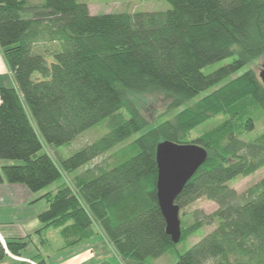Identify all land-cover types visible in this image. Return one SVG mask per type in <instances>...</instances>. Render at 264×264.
<instances>
[{
	"label": "trees",
	"instance_id": "obj_1",
	"mask_svg": "<svg viewBox=\"0 0 264 264\" xmlns=\"http://www.w3.org/2000/svg\"><path fill=\"white\" fill-rule=\"evenodd\" d=\"M166 1V11L92 15L79 0H0V55L16 82L0 87V159L20 161L0 166V182L35 192L125 143L113 163L89 167L41 196L48 206L35 233L45 245L46 230L57 228L62 250L96 236V221L122 259L147 264L175 245L157 203L156 145L195 143L207 159L175 203L181 211L205 198L217 209L195 210L190 222L181 212L180 241L215 226L174 264H264V177L241 193L227 184L264 167V131L251 141L236 135L264 119V85L252 68L220 84L264 55V0ZM214 86L155 126L126 98L128 91L162 90L178 103ZM220 114L222 122L187 140ZM104 120L106 133L59 163L39 153L43 141L68 144ZM31 241L4 239L11 255ZM6 256L0 245V262ZM31 259L46 264L40 253Z\"/></svg>",
	"mask_w": 264,
	"mask_h": 264
},
{
	"label": "rangeland",
	"instance_id": "obj_2",
	"mask_svg": "<svg viewBox=\"0 0 264 264\" xmlns=\"http://www.w3.org/2000/svg\"><path fill=\"white\" fill-rule=\"evenodd\" d=\"M36 1V0H34ZM84 2L88 5L89 12L92 15H101V14H109V13H122V12H135V11H166L171 8V5L166 0H79ZM264 55H261L259 58L244 66L238 72L234 73L230 77L224 79L220 84L227 81L228 79L234 78L244 72L247 68H252L256 73L259 71V65L263 62ZM228 62V59L223 61L215 62L211 65H207L206 67L202 68V72L207 74L214 70L215 68L219 67L220 65ZM219 86V85H217ZM217 86L210 87L204 91H201L197 95L187 100L176 102V97L174 94L162 91V90H155L152 92H133L128 91L126 93V98L131 104L139 111V113L145 118L147 121L148 126H155L159 122L164 120L170 119L174 114L179 112L185 107L192 106L195 102L201 99L206 94L210 93L212 90L217 88ZM175 103V104H174ZM173 105L170 109L169 107ZM121 112L128 117V113L123 108ZM225 119V116L222 114L216 115L214 117L208 118L201 124H199L194 129H191L188 132L187 140L191 141L192 139L198 137L199 135L205 133L206 131L210 130L211 128L218 125ZM264 131V119L262 117H258L255 120L253 129L245 130L242 132H237L236 135L239 139L244 141H251L256 139L262 132ZM107 132V127L105 125V120L101 121L97 125L87 129L82 134H80L76 139L68 144H64L61 146H53L49 145L46 142H42V149L39 153H47L49 154L56 163H59L61 159L67 158L76 151L80 150L87 144L92 143L99 137H101L104 133ZM140 132L134 133L127 141H131L136 138ZM125 143L121 144L120 146H116L110 151L98 156L94 160H92L88 165L83 166L71 173H62L63 175L53 182L51 185L38 190V191H30L26 186L22 185L24 189H27L28 193L34 195V202L30 204L32 208L31 211L34 209L35 212H42L47 208V202L44 198H41L46 192L48 191H55L57 187H59L62 183L72 184L73 177L76 174L84 171L89 167H94L95 165H103L106 166L111 164L115 160V153L118 149H120ZM20 161L18 160H5L0 159V166L8 165V164H19ZM264 177V167L260 168L252 175L248 177H235L227 182L228 186L236 190L238 193L246 191L250 186L257 183ZM7 189V188H6ZM11 189V188H10ZM12 190V189H11ZM10 190V191H11ZM8 208H6V214L13 219L16 218V214L20 211L22 207H18L15 203L11 200H8ZM217 209L216 203L206 200L205 198L197 199L192 204L184 207L180 213H184L182 215L183 219L186 222H190L192 218L191 213L195 210H200L204 214H210ZM25 210V208H24ZM31 224L35 225V229L41 225L38 218L36 217L35 220L31 221ZM215 224L211 225H204L200 229L194 231L190 236L183 240H179L180 242L176 243L172 246L168 251H166L163 255L157 258H148L146 259L147 264H174L178 256L186 252L193 244L199 241L203 236L209 233ZM94 230L97 231V234H102V230L97 222H94ZM104 236V235H103ZM43 237V236H42ZM38 237L37 233L32 234V243L29 244L28 249L36 252V247L44 250L47 249L50 252V258H56L61 254V252H57V249L61 243V238L58 233V229L54 227L48 228L45 233V238L47 243L45 245H40V238ZM106 239V238H105ZM107 243H100L94 245V251L97 253L98 262L102 260H107L111 264H137L131 259H122L112 248L111 244L106 239ZM86 242V241H85ZM43 246V247H41ZM63 253V252H62ZM96 259V260H97ZM96 262V263H98ZM95 263V264H96Z\"/></svg>",
	"mask_w": 264,
	"mask_h": 264
},
{
	"label": "crops",
	"instance_id": "obj_3",
	"mask_svg": "<svg viewBox=\"0 0 264 264\" xmlns=\"http://www.w3.org/2000/svg\"><path fill=\"white\" fill-rule=\"evenodd\" d=\"M0 87H16V82L14 80L13 74L1 55ZM34 199V195L28 193L27 189H24L22 185L9 184L5 181L0 182V236L3 239L8 240L23 238L29 235L32 239V234L36 231V226L31 224V221L35 220L37 215L40 213L35 212L34 209L31 211L32 208L30 207V204L34 202ZM8 200H11L18 207H22L18 214H16V218L14 219L13 217L10 218L6 214L5 209L9 207ZM102 242L107 243L105 237L100 233L90 238L86 242L79 243L70 248L58 250L62 245L61 240L59 247L55 249L57 252H61V254L56 258H50L51 255L47 249L41 250L36 247V252H33L28 249V245L24 250L20 252L19 255L11 256L7 254V256L0 262V264H26L18 258L31 259V257L37 253L43 255L46 264H95L99 260L97 259V253H95L93 248L94 245L100 244Z\"/></svg>",
	"mask_w": 264,
	"mask_h": 264
},
{
	"label": "water",
	"instance_id": "obj_4",
	"mask_svg": "<svg viewBox=\"0 0 264 264\" xmlns=\"http://www.w3.org/2000/svg\"><path fill=\"white\" fill-rule=\"evenodd\" d=\"M258 77L264 85V60L261 63ZM206 159V149L195 143L162 140L156 145L157 203L165 220L166 233L174 244L178 243L181 238L180 208L175 203V199Z\"/></svg>",
	"mask_w": 264,
	"mask_h": 264
},
{
	"label": "built area",
	"instance_id": "obj_5",
	"mask_svg": "<svg viewBox=\"0 0 264 264\" xmlns=\"http://www.w3.org/2000/svg\"><path fill=\"white\" fill-rule=\"evenodd\" d=\"M0 245L4 248L5 252L8 254V255H11L7 249H6V246H5V242H4V239L0 236ZM12 256V255H11ZM14 257V256H13ZM15 258H18V257H15ZM20 260H22L23 262H25L26 264H37L34 260L32 259H25V258H18Z\"/></svg>",
	"mask_w": 264,
	"mask_h": 264
}]
</instances>
